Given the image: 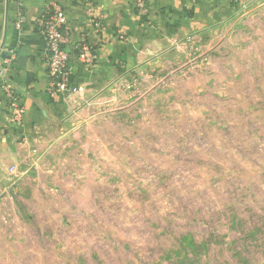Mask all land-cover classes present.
Returning <instances> with one entry per match:
<instances>
[{
    "label": "rangeland",
    "instance_id": "obj_1",
    "mask_svg": "<svg viewBox=\"0 0 264 264\" xmlns=\"http://www.w3.org/2000/svg\"><path fill=\"white\" fill-rule=\"evenodd\" d=\"M95 106L0 193V264H264V0Z\"/></svg>",
    "mask_w": 264,
    "mask_h": 264
},
{
    "label": "crops",
    "instance_id": "obj_2",
    "mask_svg": "<svg viewBox=\"0 0 264 264\" xmlns=\"http://www.w3.org/2000/svg\"><path fill=\"white\" fill-rule=\"evenodd\" d=\"M47 0H0V193L24 166L40 160L110 93L154 88L191 50L206 49L256 0H57L66 17L73 71L69 93L51 95L44 42L37 29ZM87 46L91 62L78 54ZM7 85L24 104L22 127L10 123ZM0 195V196H1Z\"/></svg>",
    "mask_w": 264,
    "mask_h": 264
},
{
    "label": "built area",
    "instance_id": "obj_3",
    "mask_svg": "<svg viewBox=\"0 0 264 264\" xmlns=\"http://www.w3.org/2000/svg\"><path fill=\"white\" fill-rule=\"evenodd\" d=\"M20 7L17 27H21L23 20L22 0H12ZM139 7L145 9L143 0L139 1ZM66 17L57 0H47L41 8L37 29L44 42V59L49 75V92L55 96L69 93L73 71L71 67V55L64 50V45L68 41L65 30ZM82 62H91L92 55L87 46L82 47V52L78 54ZM5 93L11 99L10 123L22 127L26 108L21 103L17 95L7 85L3 87Z\"/></svg>",
    "mask_w": 264,
    "mask_h": 264
}]
</instances>
